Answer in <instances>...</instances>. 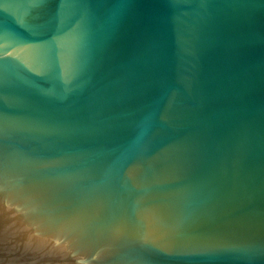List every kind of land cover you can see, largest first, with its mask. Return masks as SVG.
I'll return each mask as SVG.
<instances>
[{
    "label": "water",
    "instance_id": "water-1",
    "mask_svg": "<svg viewBox=\"0 0 264 264\" xmlns=\"http://www.w3.org/2000/svg\"><path fill=\"white\" fill-rule=\"evenodd\" d=\"M0 264H264V0H0Z\"/></svg>",
    "mask_w": 264,
    "mask_h": 264
}]
</instances>
